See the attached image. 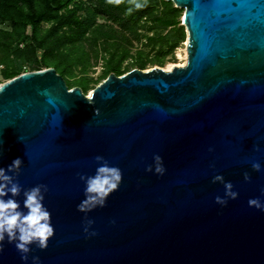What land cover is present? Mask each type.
<instances>
[{"label":"water","instance_id":"1","mask_svg":"<svg viewBox=\"0 0 264 264\" xmlns=\"http://www.w3.org/2000/svg\"><path fill=\"white\" fill-rule=\"evenodd\" d=\"M165 1L184 11V66L111 73L90 96L54 68L0 85V167L19 157V184L48 187L54 235L27 264H264V210L248 203L264 202V0ZM156 154L162 176L146 171ZM97 155L123 179L85 214ZM218 174L239 193L224 206ZM0 243V264H25Z\"/></svg>","mask_w":264,"mask_h":264},{"label":"rangeland","instance_id":"2","mask_svg":"<svg viewBox=\"0 0 264 264\" xmlns=\"http://www.w3.org/2000/svg\"><path fill=\"white\" fill-rule=\"evenodd\" d=\"M99 1L74 0L70 6L72 8L74 4L84 2L94 11V16H89L90 14L85 9L77 12V16L90 17L93 21V26L85 32L81 40L77 42L68 40L59 47H48L51 51L37 50L38 55L35 61L42 62L47 57L48 63L58 60L63 65V70L59 74H65L64 78L68 81L69 88L80 85L79 88L88 96L110 72L121 76L118 74L124 75L133 69L146 72L155 67L167 70L170 66L186 64L188 35L182 22L184 13L182 9H178L182 13L175 19L178 24L166 27V22L169 20L166 14L170 11L163 3V1L166 2L165 0H153L150 5L153 16L146 15L137 23L128 22L133 18L131 14H127V8L122 11L112 6V13H106L96 8ZM170 8L177 9L173 3ZM40 25L42 38H48L46 44L51 43L57 37L61 38L60 34L51 36L47 33V30L53 26L52 21H43ZM96 26H104V31L99 30L95 35L93 29ZM180 27L183 28V36L177 33V28ZM32 28V25L28 24L19 41L13 43L9 49L10 57H4L0 51V85L14 77L18 71L21 59L19 55L15 58V54L18 49L31 43L29 40L22 39L24 36H32ZM12 30V22L0 18V32H11ZM94 36H98L96 41H93ZM111 66H116L119 69L118 73L114 72ZM45 68L43 66L41 70ZM29 70L31 71V61L22 65L20 73ZM7 74H9L8 78L5 77Z\"/></svg>","mask_w":264,"mask_h":264},{"label":"clouds","instance_id":"3","mask_svg":"<svg viewBox=\"0 0 264 264\" xmlns=\"http://www.w3.org/2000/svg\"><path fill=\"white\" fill-rule=\"evenodd\" d=\"M109 3L119 5L121 0H109ZM129 4L130 6L127 8L129 15L133 11L147 6L146 0H129ZM94 159L97 163L95 174L79 176L85 185V198L77 205V210L85 214L97 207L106 206L108 198L119 189L123 179L122 170L111 165L105 157L97 155ZM153 161L154 163L149 165L146 171L164 175L166 168L163 157L156 154ZM23 164V160L18 157L6 168L0 167V242L7 239L8 243H14L16 249L21 253V259L27 264L28 254L32 251L31 246L35 245L41 250L47 249L49 239L54 235V227L51 222V213L44 202L45 193L48 191L47 185L38 184L24 189L16 179ZM252 168L255 171H260L261 164L253 163ZM244 179L246 181L251 179L249 173H244ZM216 182L223 184L225 188V197L217 196L216 203L224 206L227 205L228 198H238L239 193L233 190L234 185L230 181H226L223 175H215L213 183ZM21 193L24 197L22 204L17 199ZM248 203L252 207L264 210V202L259 198L250 199ZM93 223L94 221L87 220L84 228L85 233L90 236L97 234L94 231L89 232ZM2 248L3 243H0V250ZM32 264H40L39 257H32Z\"/></svg>","mask_w":264,"mask_h":264},{"label":"trees","instance_id":"4","mask_svg":"<svg viewBox=\"0 0 264 264\" xmlns=\"http://www.w3.org/2000/svg\"><path fill=\"white\" fill-rule=\"evenodd\" d=\"M152 1L153 0H146V7L133 11L131 14V18L133 19L129 20L128 22L137 23L146 15L153 16V14H151L152 10H150ZM72 3H74V0H0V18L1 20L12 22L13 26V30L11 32H0V51H2L4 57H10L11 52L9 49L13 46V43L19 41L20 37L23 35L22 32H24V30L27 28V25L30 24L33 27L32 36H24L22 39L24 41L29 40L31 43H28L25 45V47L16 51L15 58L19 55L21 64L19 65L18 71L14 77L22 74L20 73L22 71V65L24 63H30V61L31 71H40L41 67L43 66L46 67L45 69L54 68L58 73L63 70V65L58 60L48 63L47 57H45L42 62L35 61V59L38 55L37 50L41 49L46 52L50 50L48 47H59L68 40L77 42L81 40L86 34L85 32L93 26V21L90 19V17L81 18L80 16H77V12L80 9H85V11L90 14L89 16H94V11L90 7H87L84 2L74 4L75 6L70 8ZM163 3L165 6H168L167 9L170 11L168 14H166L169 16V20L166 22L165 26L167 27L175 23V25H177L178 22H175V19L181 15L182 12L178 9L170 8L172 3H167L164 1ZM112 6H116L123 11L124 9L128 8L130 4L129 0H121L119 5L109 3V0H100L96 8L101 9L106 13H112ZM43 21H52L53 26L47 30V33L51 36L60 34L61 38L57 37L55 40H52L51 43L46 44V40L48 38L44 39L40 34V24ZM104 28V26H96V28L93 29V32H95L94 34L96 35L99 30L104 31ZM177 33L180 36H183V28H177ZM97 37L98 36H94L93 41H96ZM51 49L53 50V48ZM32 57H34V59ZM111 69H113L114 72L119 70L116 68V66H111ZM111 73L112 72H110V74ZM64 75L65 74L63 73L61 76L64 78ZM118 75L122 76V74ZM8 76L9 74L5 75L6 78H8ZM66 82L68 85L67 80ZM77 86L78 85H76V87Z\"/></svg>","mask_w":264,"mask_h":264},{"label":"bare ground","instance_id":"5","mask_svg":"<svg viewBox=\"0 0 264 264\" xmlns=\"http://www.w3.org/2000/svg\"><path fill=\"white\" fill-rule=\"evenodd\" d=\"M180 66H184V65H180ZM173 67H174V66H173ZM173 67L170 66L166 71H171ZM89 96H90V95H89Z\"/></svg>","mask_w":264,"mask_h":264}]
</instances>
